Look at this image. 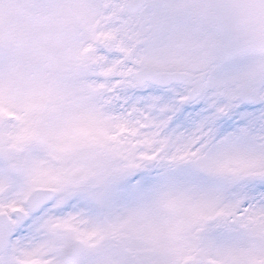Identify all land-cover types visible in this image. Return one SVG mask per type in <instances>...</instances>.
<instances>
[{
    "label": "snow or ice",
    "instance_id": "obj_1",
    "mask_svg": "<svg viewBox=\"0 0 264 264\" xmlns=\"http://www.w3.org/2000/svg\"><path fill=\"white\" fill-rule=\"evenodd\" d=\"M0 264H264V0H0Z\"/></svg>",
    "mask_w": 264,
    "mask_h": 264
}]
</instances>
